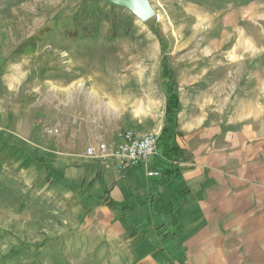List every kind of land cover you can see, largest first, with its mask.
I'll use <instances>...</instances> for the list:
<instances>
[{"label":"rangeland","instance_id":"374dc122","mask_svg":"<svg viewBox=\"0 0 264 264\" xmlns=\"http://www.w3.org/2000/svg\"><path fill=\"white\" fill-rule=\"evenodd\" d=\"M149 3L141 21L107 0H0V264H133L26 154L52 155L58 121L160 133L174 87L176 107L264 130V0ZM78 19L95 37L68 35Z\"/></svg>","mask_w":264,"mask_h":264},{"label":"crops","instance_id":"0c3cea01","mask_svg":"<svg viewBox=\"0 0 264 264\" xmlns=\"http://www.w3.org/2000/svg\"><path fill=\"white\" fill-rule=\"evenodd\" d=\"M165 119L162 153L146 163L89 156V146L122 141L96 122L58 121L52 155L26 154L45 163L48 182L73 191L81 222L125 245L133 264H264V130L180 107L169 119L167 102Z\"/></svg>","mask_w":264,"mask_h":264},{"label":"built area","instance_id":"2783aa9c","mask_svg":"<svg viewBox=\"0 0 264 264\" xmlns=\"http://www.w3.org/2000/svg\"><path fill=\"white\" fill-rule=\"evenodd\" d=\"M121 143L110 146L106 142H99L89 146L86 153L102 160L116 158L126 165H136L148 162L151 158L162 153L163 137L161 133H141L134 129H126L120 133ZM180 162V159H175ZM150 176L160 177L159 170L149 172Z\"/></svg>","mask_w":264,"mask_h":264},{"label":"water","instance_id":"95a60500","mask_svg":"<svg viewBox=\"0 0 264 264\" xmlns=\"http://www.w3.org/2000/svg\"><path fill=\"white\" fill-rule=\"evenodd\" d=\"M115 5L129 9L141 21H147L154 15L149 0H107Z\"/></svg>","mask_w":264,"mask_h":264},{"label":"trees","instance_id":"16d2710c","mask_svg":"<svg viewBox=\"0 0 264 264\" xmlns=\"http://www.w3.org/2000/svg\"><path fill=\"white\" fill-rule=\"evenodd\" d=\"M78 21H79V25L81 26L82 29H81V31L78 30L77 28L74 29V30H70L69 32H67L70 37L80 38L81 37V33H84V35L86 34V35H88L90 37L96 35V32H94L96 29L88 28V26H84L83 23H82V20L80 21L78 19ZM167 67H168V69H167L166 73L169 75V77H172V72H171V70H169V66L168 65H167ZM172 93H174V87L171 88V90H170V92L168 94V98H167V117H169V119H171V117L173 115L174 108L176 107V103H177L176 95L173 96Z\"/></svg>","mask_w":264,"mask_h":264}]
</instances>
